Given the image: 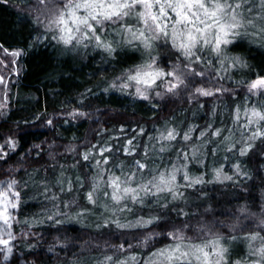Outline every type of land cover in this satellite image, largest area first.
Segmentation results:
<instances>
[{
  "label": "trees",
  "instance_id": "trees-1",
  "mask_svg": "<svg viewBox=\"0 0 264 264\" xmlns=\"http://www.w3.org/2000/svg\"><path fill=\"white\" fill-rule=\"evenodd\" d=\"M30 1L0 0V48L20 53L0 112V190L15 180L19 193H9L17 205L8 208L10 226L0 218V238L9 242L0 244V264H150L177 232L197 244L220 238L227 264H264V121L251 115L264 113V89L246 91L264 77L260 0L245 3L251 26L230 36L219 55L200 44L191 58L169 36L145 48L124 35L125 26L134 28L129 21L117 23L116 41L100 33V42H79L76 51L49 32L37 39ZM152 60L165 75L178 61L183 83L155 93L158 78L144 99L126 77ZM216 85L220 92L210 96L197 91ZM169 131L175 140L162 139ZM174 170L176 198L140 192L137 202L111 199L114 177L134 174L121 188L138 189ZM195 180L202 182L189 186Z\"/></svg>",
  "mask_w": 264,
  "mask_h": 264
},
{
  "label": "snow or ice",
  "instance_id": "snow-or-ice-1",
  "mask_svg": "<svg viewBox=\"0 0 264 264\" xmlns=\"http://www.w3.org/2000/svg\"><path fill=\"white\" fill-rule=\"evenodd\" d=\"M248 0H67L63 8L56 9L52 15L51 24L54 25L61 35L60 41L65 45L71 44L77 40L76 33H81V40L88 38L90 34L97 42H100V37L96 35L97 28L95 25H103L105 21L117 23L122 21L125 17L135 15L139 21H142L144 28L138 30L125 26L123 31L130 34L132 40H140L145 48L152 47L150 41L158 38V35L172 36L173 44L177 50L186 58L195 56L193 49L197 45L211 46L212 50L217 55L221 52V45L231 43L230 36L239 34V29L245 27V24H251V21L243 19L240 9ZM261 6L264 7V0H260ZM41 4H54V0H39ZM141 7L143 11H134L137 7ZM80 10L84 11V15L78 14ZM171 13V14H170ZM264 20V17H261ZM91 21V22H90ZM169 28L171 32H169ZM146 31L153 33L150 37L146 36ZM264 31V27H262ZM183 38V42L177 44L176 41ZM80 42V41H77ZM131 42V41H130ZM106 51H113L110 45H101ZM14 56L20 55L19 52L11 53ZM147 70L138 69L136 75H132L129 79L137 83H143L146 87H151L158 78H162L165 73L162 71H151L152 64L146 66ZM167 75L172 76L173 73ZM178 84H173L168 88L172 92L183 81L176 77ZM264 89V78L257 79L250 85V90ZM142 98L148 97L137 89ZM202 95L210 96L213 93L203 89H197ZM252 117L257 121H264V113L253 110ZM219 135V131L215 133ZM257 133L256 135H261ZM164 140H175L176 134L169 131ZM184 140H189L190 136L185 135ZM164 151L162 147L160 149ZM242 151L241 155L246 154ZM131 155V152L127 153ZM103 155V153H101ZM88 159V155L84 156ZM187 159V156H185ZM99 163V162H98ZM103 163H108L105 158ZM138 169H144L146 166L139 160L134 162ZM219 174V173H218ZM135 178L131 175L127 181H122L120 177H114L109 186L113 189L111 199L116 203H120L122 199L130 198L133 202L140 200L139 193L143 192L146 195H158L161 193H172L173 198H176L174 191L179 186L176 184V171L170 173H160L153 180L148 181L147 184L141 185L138 189L125 186L121 188V184H127ZM185 179L187 175L185 174ZM202 181H191V184L200 183ZM16 184L13 180L7 184V190H0V198L4 204L3 212H0V218L3 219L5 225H9L8 208H15V202L9 201V193L15 198L19 197L18 192H13L12 188ZM71 190V189H69ZM95 189L93 192L87 194L89 202L93 201ZM152 220L143 222L144 226L152 223ZM10 226V225H9ZM117 227H126L117 223ZM11 236V233H8ZM172 235L173 239L177 241L174 246L159 250L153 253L154 259L150 264H227L225 260V253L227 249L221 245L220 238H216L209 242L193 243L191 241L185 243V237L177 232ZM250 239H257L256 236ZM264 240V238H261ZM8 241L0 238V244L8 245ZM8 251H11L9 248ZM261 259L264 260V247L259 249ZM215 258V259H214ZM108 259H111L110 257Z\"/></svg>",
  "mask_w": 264,
  "mask_h": 264
},
{
  "label": "rangeland",
  "instance_id": "rangeland-1",
  "mask_svg": "<svg viewBox=\"0 0 264 264\" xmlns=\"http://www.w3.org/2000/svg\"><path fill=\"white\" fill-rule=\"evenodd\" d=\"M74 2H75V0H74ZM109 2H110V0H109ZM65 3H67V0H54V4H48V5L39 3V0H32V1L26 3L28 8L30 10H32L34 16L37 18L39 26H40L39 32L37 33V36H36L37 39L44 38L48 34V32L50 34L54 35L55 37L59 38L61 33L59 32V30L54 25L51 24V20L53 19L52 13L56 9L63 8ZM244 6H246L245 3L243 4V7L240 9L241 13L245 10ZM134 11H136V12L143 11V9L138 6ZM78 14L84 15L85 13H84L83 10H80V12ZM243 19L245 21H251V23H252L253 16L252 15H245V16H243ZM122 21L131 22L129 24H131L134 27V29H136V30L140 29V27H142V28L145 27L144 24L142 23V21H139L138 18L135 17V15L130 16V17H125ZM91 23H93L94 27H96L94 22H91ZM117 23H112V22H109V21H108V23L104 22L103 25H99L97 27V28H99V31L97 30L96 35H99L100 33L101 34L102 33L103 34L106 33L105 36H106V38H108V41H109V39H113V41H116V39H118V37H116L113 34H115V31L119 32L120 29L122 28L121 27L118 30L120 24H117ZM250 26H251V24H247L246 23L245 27H243V28H248ZM169 32H171L170 28H169ZM125 34H127L126 31L124 32V35ZM75 35L77 37V40H74L71 43V45H70V48L73 49L74 51H76V49L79 47V42H77V41L87 42V41H91V38H92V36L89 34L88 38H85V39L81 40V33H76ZM157 35L160 36V37L164 36V35H159V34H157ZM169 37L172 38L171 35H169ZM182 39L183 38L178 39L176 41V43L179 44V43L183 42ZM14 52H19V49H5V48H2V47L0 48V112L3 111L5 109V107H6V100L8 99V91H9V88H10L9 84H10L11 79L14 77V75H12L11 73H15V71H16L15 66H16V63H17V57L18 56H14V55L11 54V53H14ZM149 63L153 64L154 60L150 61ZM178 63H179L178 61H174V62L170 61L169 62V65H168L169 71H168V73H173L174 75H172V76L164 75L160 79L161 80L160 81V86L161 87L157 88L154 91L155 93H161L164 89H168L171 86V84L173 82H175V81H176V83H179L178 80L176 79V77H179V79L182 80V78L176 74V71H177L176 64H178ZM190 67H191V65H190ZM138 69L147 70L146 66L136 67V69L133 70L130 73V75H128L126 78H129L132 75H136V72H137ZM151 71H155V70H153V66H152ZM262 78H264V77L263 76L254 77L247 84L246 91L254 93V92L262 90V89H259V88L258 89H254V90H250V85L254 81H256L257 79H262ZM157 84H158V80H156L155 83L151 87H146L145 84L137 83L136 81L131 80V79H129V82L127 83V85L133 87V90L135 92L139 93L137 91V89H140V91L143 92L145 95L148 94L147 91L149 89L153 90L156 87ZM220 87L218 85H216L214 87L200 88V89H203V90L209 91V92H217V91L220 92V89L222 88V87L221 88ZM228 90H231V88L228 89ZM129 149H130L131 152H134V147H131ZM99 150L101 151L102 147H100ZM89 176L91 178V175H89ZM91 184L95 188V182H94L93 179H92V183ZM92 191H93V189H92ZM89 192H91V191H89ZM176 243L177 242L173 243L172 246H174ZM185 243H187V242H185ZM168 247H171V245L168 246Z\"/></svg>",
  "mask_w": 264,
  "mask_h": 264
}]
</instances>
